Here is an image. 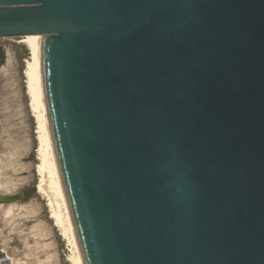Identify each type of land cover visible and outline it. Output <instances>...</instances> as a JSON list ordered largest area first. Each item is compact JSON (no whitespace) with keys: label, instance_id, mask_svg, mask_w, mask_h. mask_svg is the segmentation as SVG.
<instances>
[{"label":"water","instance_id":"95a60500","mask_svg":"<svg viewBox=\"0 0 264 264\" xmlns=\"http://www.w3.org/2000/svg\"><path fill=\"white\" fill-rule=\"evenodd\" d=\"M28 35L85 264H264V0H0Z\"/></svg>","mask_w":264,"mask_h":264},{"label":"rangeland","instance_id":"374dc122","mask_svg":"<svg viewBox=\"0 0 264 264\" xmlns=\"http://www.w3.org/2000/svg\"><path fill=\"white\" fill-rule=\"evenodd\" d=\"M0 68V264H74L69 237L38 191L42 163L40 121L28 94L31 51L23 37L3 38Z\"/></svg>","mask_w":264,"mask_h":264},{"label":"bare ground","instance_id":"6f19581e","mask_svg":"<svg viewBox=\"0 0 264 264\" xmlns=\"http://www.w3.org/2000/svg\"><path fill=\"white\" fill-rule=\"evenodd\" d=\"M2 40V39H1ZM0 40V42H1ZM42 35H28L23 37V43L31 51V59L27 63L28 94L40 121L42 149L40 165V182L38 191L48 198L53 217L56 219L64 234L69 237L73 245L74 264H85L77 235L70 216L69 203L65 192L56 149L49 125L48 108L45 95V85L42 64Z\"/></svg>","mask_w":264,"mask_h":264}]
</instances>
